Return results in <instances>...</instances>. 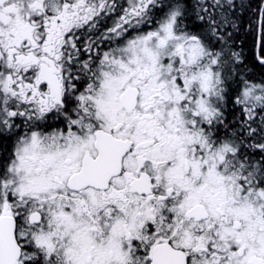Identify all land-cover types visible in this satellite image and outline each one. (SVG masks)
I'll use <instances>...</instances> for the list:
<instances>
[{
  "label": "snow or ice",
  "instance_id": "1",
  "mask_svg": "<svg viewBox=\"0 0 264 264\" xmlns=\"http://www.w3.org/2000/svg\"><path fill=\"white\" fill-rule=\"evenodd\" d=\"M0 264H264V0H0Z\"/></svg>",
  "mask_w": 264,
  "mask_h": 264
}]
</instances>
